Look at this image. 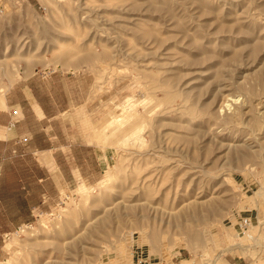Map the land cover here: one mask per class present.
I'll return each mask as SVG.
<instances>
[{"label": "rangeland", "instance_id": "rangeland-1", "mask_svg": "<svg viewBox=\"0 0 264 264\" xmlns=\"http://www.w3.org/2000/svg\"><path fill=\"white\" fill-rule=\"evenodd\" d=\"M0 90V264H264V0H0Z\"/></svg>", "mask_w": 264, "mask_h": 264}, {"label": "crops", "instance_id": "crops-1", "mask_svg": "<svg viewBox=\"0 0 264 264\" xmlns=\"http://www.w3.org/2000/svg\"><path fill=\"white\" fill-rule=\"evenodd\" d=\"M6 107L9 108V109H13L14 110V112H13L14 115H15V111H18L19 115H20L18 119H20V120H24L25 119V115L23 114L22 109H21V103L14 102L13 105H11V104L8 105V103H5V100L3 99V106L0 107V109H5ZM35 112L37 113V115L41 116V112H40L39 108L36 107V106H35ZM9 125H10V122L7 121V126L9 127ZM8 127H6L7 128V133H8ZM38 160H39V163L41 165H45V166H48V167H50L53 164L52 163L53 161H52V158L50 157L49 151L48 152H41L39 154V159ZM85 187H87V186H85ZM220 264H244V263H240V262H237V261L233 262V260H231L230 258H225V259H221L220 260Z\"/></svg>", "mask_w": 264, "mask_h": 264}, {"label": "bare ground", "instance_id": "bare-ground-1", "mask_svg": "<svg viewBox=\"0 0 264 264\" xmlns=\"http://www.w3.org/2000/svg\"><path fill=\"white\" fill-rule=\"evenodd\" d=\"M3 93H4V91L0 90V107L3 106ZM124 109L126 110V107H124ZM130 110H131V108H130ZM40 226H43V227L46 226V224L43 220L40 221ZM257 244H259V243H257Z\"/></svg>", "mask_w": 264, "mask_h": 264}, {"label": "built area", "instance_id": "built-area-1", "mask_svg": "<svg viewBox=\"0 0 264 264\" xmlns=\"http://www.w3.org/2000/svg\"><path fill=\"white\" fill-rule=\"evenodd\" d=\"M242 224H243V227L245 229H248V227L250 226V220L249 219H244V220H242Z\"/></svg>", "mask_w": 264, "mask_h": 264}]
</instances>
